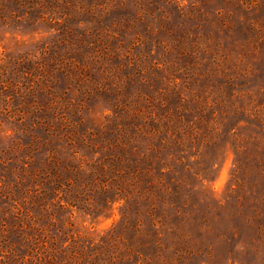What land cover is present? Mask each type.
<instances>
[{
	"label": "rangeland",
	"instance_id": "1",
	"mask_svg": "<svg viewBox=\"0 0 264 264\" xmlns=\"http://www.w3.org/2000/svg\"><path fill=\"white\" fill-rule=\"evenodd\" d=\"M101 239L264 264V0H0V264Z\"/></svg>",
	"mask_w": 264,
	"mask_h": 264
},
{
	"label": "trees",
	"instance_id": "2",
	"mask_svg": "<svg viewBox=\"0 0 264 264\" xmlns=\"http://www.w3.org/2000/svg\"><path fill=\"white\" fill-rule=\"evenodd\" d=\"M105 242L101 239L96 244H81L71 250L69 255L62 254V258L55 259L52 257L54 264H107L104 260L99 262L108 252L103 251ZM66 256V257H65ZM111 264L114 262L108 260Z\"/></svg>",
	"mask_w": 264,
	"mask_h": 264
}]
</instances>
